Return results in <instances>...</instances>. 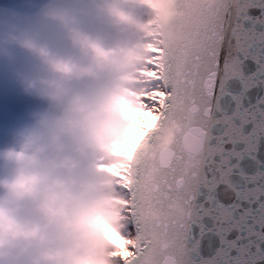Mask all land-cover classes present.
Here are the masks:
<instances>
[{
	"label": "clouds",
	"instance_id": "clouds-1",
	"mask_svg": "<svg viewBox=\"0 0 264 264\" xmlns=\"http://www.w3.org/2000/svg\"><path fill=\"white\" fill-rule=\"evenodd\" d=\"M177 0H20L0 5V69L19 92L40 103L6 129L0 145V264H121L114 238L170 249L183 244L158 230L129 228L125 193L111 172L126 163L116 147L135 135L130 93L145 91L140 70L149 45L182 38ZM179 120L158 133L156 147H172ZM152 144L141 151L151 153ZM187 160L198 154L182 145ZM226 181L220 196H230ZM211 216L228 217L223 199ZM179 200L139 213L145 221L181 220Z\"/></svg>",
	"mask_w": 264,
	"mask_h": 264
},
{
	"label": "snow or ice",
	"instance_id": "snow-or-ice-1",
	"mask_svg": "<svg viewBox=\"0 0 264 264\" xmlns=\"http://www.w3.org/2000/svg\"><path fill=\"white\" fill-rule=\"evenodd\" d=\"M182 38L149 45L142 73L150 85L137 100L139 130L122 153L126 163L101 165L125 193L130 227L158 230L191 255L173 259L170 249L114 241L121 264H264V0H177ZM255 11L256 14H253ZM182 123L176 143L156 147L159 131ZM151 143V153L141 151ZM198 153L188 159L182 145ZM121 154L120 152L117 153ZM226 181L234 186L211 216L208 205ZM179 200L181 220L145 221L139 213Z\"/></svg>",
	"mask_w": 264,
	"mask_h": 264
},
{
	"label": "rangeland",
	"instance_id": "rangeland-1",
	"mask_svg": "<svg viewBox=\"0 0 264 264\" xmlns=\"http://www.w3.org/2000/svg\"><path fill=\"white\" fill-rule=\"evenodd\" d=\"M19 2L20 0H0V5H13ZM142 69L140 72L144 76ZM142 94L143 91L138 93L139 96ZM39 103V101L22 95L9 80L4 70L0 69V145L7 139L6 129L23 118L29 108L37 106ZM142 115L141 113L140 118ZM134 126L139 128V121L138 126ZM114 239L116 240L117 237Z\"/></svg>",
	"mask_w": 264,
	"mask_h": 264
},
{
	"label": "trees",
	"instance_id": "trees-1",
	"mask_svg": "<svg viewBox=\"0 0 264 264\" xmlns=\"http://www.w3.org/2000/svg\"><path fill=\"white\" fill-rule=\"evenodd\" d=\"M130 96L132 97V102L135 104V110L132 113L130 120L132 121L133 125L138 126V121L140 119V114H141L138 111V105H137V100L139 98V95H138V93L133 92V93H130ZM114 241H115V239H114Z\"/></svg>",
	"mask_w": 264,
	"mask_h": 264
},
{
	"label": "bare ground",
	"instance_id": "bare-ground-1",
	"mask_svg": "<svg viewBox=\"0 0 264 264\" xmlns=\"http://www.w3.org/2000/svg\"><path fill=\"white\" fill-rule=\"evenodd\" d=\"M144 77L147 78L146 75H144ZM147 80H148V78H147ZM146 83L148 84L147 81H146ZM149 86H150V85L148 84V87H149ZM148 87H147V88H148ZM144 92H145V91H143V93H144ZM143 115H145V114H143ZM134 130H135L136 134H135V135H130L129 137L126 138V140H125L122 144L118 145V146L116 147V151H117V152H124V151L126 150V149H125L126 144H127L128 142H130L134 136L137 135L139 128L134 126Z\"/></svg>",
	"mask_w": 264,
	"mask_h": 264
},
{
	"label": "water",
	"instance_id": "water-1",
	"mask_svg": "<svg viewBox=\"0 0 264 264\" xmlns=\"http://www.w3.org/2000/svg\"><path fill=\"white\" fill-rule=\"evenodd\" d=\"M253 14H256L255 11L253 12ZM221 198L224 200V202H225V200L227 199V197H224V196H221ZM129 227H130V225H129ZM130 228H131V227H130ZM131 230L135 231L134 228H131Z\"/></svg>",
	"mask_w": 264,
	"mask_h": 264
}]
</instances>
